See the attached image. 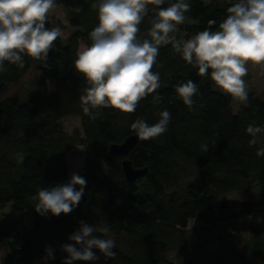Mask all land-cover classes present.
I'll list each match as a JSON object with an SVG mask.
<instances>
[{
    "label": "trees",
    "instance_id": "trees-1",
    "mask_svg": "<svg viewBox=\"0 0 264 264\" xmlns=\"http://www.w3.org/2000/svg\"><path fill=\"white\" fill-rule=\"evenodd\" d=\"M100 2L54 0L46 27H58L62 36L47 60L24 55V68L6 61L7 71L0 73V209L10 205V211L0 215V243L9 246L1 264H34L37 257H48L46 247L54 250L55 259L48 257L49 264H63L67 253L61 245L74 243L69 236L81 220L108 229L106 234L94 232L97 238L115 240L116 256L107 264H178L170 256L177 252L183 254L182 264H199L201 241L193 243L189 222L207 227L241 216H249L255 225L250 257L238 252L234 264H264V156H257L263 147L257 140L260 133L250 146L253 137L246 132L252 123L264 127V96L249 92L247 102L235 112L233 98L211 80V69L209 75L199 76L198 67L187 64L169 44L159 47L152 68L161 78L156 93L142 99L133 113L100 108L93 110L98 115L91 119L79 99L88 84L74 61L80 41L92 44L89 33L99 24ZM175 2L148 5L137 33L140 42L151 40L148 32L156 15L152 9ZM186 2L191 10L177 26L179 34L170 33L177 40L195 36L209 27L210 20L216 22L212 30H218L227 9L239 0ZM33 65L42 74L29 84V95L18 98L9 86L26 81ZM188 80L198 87L191 108L175 91ZM156 94L162 100L153 103ZM164 110L171 114L167 131L147 141L138 138L127 157L134 168L146 169L142 177L129 181L123 169L125 157L112 155L110 146L137 135L131 128L137 119L154 125ZM67 116L81 118L83 133L64 131L61 120ZM203 144L209 145L207 152L202 151ZM80 147L92 149L99 161L82 174L87 186L79 206L68 215H39L34 208L38 190L70 181L66 152L76 153ZM18 154L24 157L22 163ZM250 190H258L257 199L227 196Z\"/></svg>",
    "mask_w": 264,
    "mask_h": 264
},
{
    "label": "clouds",
    "instance_id": "clouds-1",
    "mask_svg": "<svg viewBox=\"0 0 264 264\" xmlns=\"http://www.w3.org/2000/svg\"><path fill=\"white\" fill-rule=\"evenodd\" d=\"M164 3L165 0H101L99 24L89 33L92 44L78 51L74 61L76 71L83 74L88 84L79 98L85 115L96 119L98 113L93 110L100 108L135 112L142 99L161 87L160 75L152 68L159 47L169 44L187 64L198 67L199 76L209 75L211 69L210 78L218 88L241 103L247 102V85L243 79L248 74L247 65L251 63L264 69V0H239L227 9L228 16L218 30H212L216 22L210 20L208 28L186 41L170 35L184 23L185 14L191 10L186 0H176L166 8L152 9L156 15L151 19L148 32L151 40L140 42L137 33L149 11L148 5ZM54 7V0H0V73L7 71L6 61L24 68V55L47 60L54 42L62 36L58 27H46L48 14ZM75 11L79 13L81 9ZM175 91L189 108L195 104L193 97L198 94V87L192 80L178 84ZM160 100L159 94L153 96V103ZM159 116L154 125L143 119L131 125L140 140L157 138L167 131L170 112L161 111ZM246 132L253 137L249 145H255V137L264 132V127L252 123ZM208 146L201 145L202 151L207 152ZM257 156H264V148L257 151ZM18 157L22 163L23 155L18 154ZM86 186V179L73 173L66 184L41 188L35 211L45 217L49 212L56 217L61 213L71 214L79 206ZM79 223L80 228L69 236L74 243L61 245L62 251L67 253L63 264L98 261L100 256L94 249H98L106 261L116 256L115 240L93 235L96 231L106 234L107 228L97 229L83 220ZM45 251L50 259H55L51 247H46Z\"/></svg>",
    "mask_w": 264,
    "mask_h": 264
},
{
    "label": "rangeland",
    "instance_id": "rangeland-1",
    "mask_svg": "<svg viewBox=\"0 0 264 264\" xmlns=\"http://www.w3.org/2000/svg\"><path fill=\"white\" fill-rule=\"evenodd\" d=\"M209 1V0H203ZM224 1V0H220ZM174 33L179 34V29ZM183 35V33H182ZM88 46L80 41L78 51H82ZM248 74L243 77L246 82L247 92H254L257 96H264V69L259 66H253L251 63L247 65ZM42 74V70L36 65L32 66L31 75L23 83L10 85L9 90L13 92L18 98H25L29 95V84ZM216 86V85H215ZM217 89L221 90L216 86ZM53 89V86H51ZM223 91V90H222ZM233 109L236 112L241 105V102L233 98ZM61 124L65 132L71 134L75 131L83 133L81 118L79 116H67L61 120ZM259 144L264 148L263 134L260 133L257 137ZM99 156L92 149L87 147H80L78 152H66V161L68 165V174L71 179L73 173H78L82 176L85 169L91 168L98 160ZM88 159V161H87ZM87 164V165H86ZM88 166V168H87ZM228 197L240 198L244 200H255L258 197V190L238 191L227 195ZM38 200V198H37ZM10 211V205L4 209H0V215L3 212ZM255 225L249 216H241L232 220H227L215 226L205 227L202 223L191 220L189 222V229L194 244L201 241V247L197 254L199 264H234L235 256L238 252H242L248 258L249 240L252 233V228ZM99 223L96 222V228ZM9 252L8 243H0V264L3 262L6 254ZM100 259L95 262L77 261L78 264H107L102 254H97ZM178 264L183 263V254L181 252L170 255ZM34 264H49V259L46 255L37 257Z\"/></svg>",
    "mask_w": 264,
    "mask_h": 264
},
{
    "label": "water",
    "instance_id": "water-1",
    "mask_svg": "<svg viewBox=\"0 0 264 264\" xmlns=\"http://www.w3.org/2000/svg\"><path fill=\"white\" fill-rule=\"evenodd\" d=\"M137 141V135H130L121 143L112 144L109 149V152L112 155L125 157V159L123 160V169L129 181H134L142 177L146 172V169L134 168L130 159L127 158L131 150L136 146ZM84 222L90 225V222L88 220H84ZM77 228H80V223L77 225Z\"/></svg>",
    "mask_w": 264,
    "mask_h": 264
}]
</instances>
